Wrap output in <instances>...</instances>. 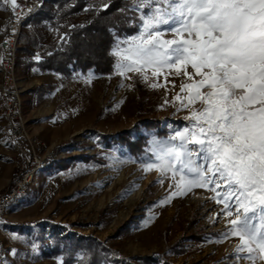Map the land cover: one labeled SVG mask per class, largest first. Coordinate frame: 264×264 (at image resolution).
<instances>
[{
	"label": "rangeland",
	"instance_id": "374dc122",
	"mask_svg": "<svg viewBox=\"0 0 264 264\" xmlns=\"http://www.w3.org/2000/svg\"><path fill=\"white\" fill-rule=\"evenodd\" d=\"M134 11L140 18L147 9ZM8 16L9 7L5 0H0V38ZM27 29L23 26L21 32ZM140 30L139 23L135 34L119 38L124 41L138 36ZM184 37L188 38L186 32ZM163 38L178 39L171 32L163 34ZM191 38L195 39L194 33ZM55 40L54 31H44L43 45ZM131 43H122L120 49H128ZM19 48L15 84L20 88L23 125L34 132V137L62 154L55 164L38 174L36 185L20 203L0 218V238L6 244V253L0 261L63 264L61 255L49 256L52 232L58 228L69 235L96 238L116 251V258L150 256L154 264H234L232 254L242 241L232 235L221 240L219 234L233 227L229 221L236 218L235 207L232 216L217 217L225 202L217 204L215 199H208L214 193L195 187H185L186 195L158 204L176 190L170 185H175L182 173L178 164L175 176L172 170L162 173L153 155L160 150L159 146L150 142L156 138L179 146L178 137L169 139L177 132L182 135L196 132V138L203 139L191 113L202 111L206 106L197 100L183 107L188 102L189 92L181 91V85L201 80L191 65L186 66V71L192 75V80L184 75V68L177 74L175 68L165 67L159 76H152L151 68L144 69L141 65H137L140 72L127 71L121 66L108 74L90 69L94 75L89 80V70L62 75L42 71L38 65L27 67L26 58L37 61L42 50L21 58ZM126 55L129 53L122 51L114 56V65L129 64L131 61L124 59ZM75 73L82 75L74 76ZM144 75L149 79L145 81ZM136 82L143 92L138 91ZM152 84L157 86L152 87ZM3 89L0 74V189L8 185L15 172L14 164L21 159L4 135ZM208 90L205 87L201 91ZM177 94L180 100L174 99ZM141 121L156 125L148 128ZM160 129L165 132L160 134ZM119 133L134 141L132 149L138 150L137 154H132L126 141L118 140ZM189 147L198 145L191 142ZM147 164L153 167L145 171ZM183 175L187 182L189 174ZM236 195L238 193L227 203L236 205ZM240 213L242 217V208ZM146 220L148 223L142 227ZM192 222V228L202 229L198 237H192L193 230L189 229ZM258 223V220L253 221L254 225ZM13 233L17 239L13 238ZM11 249H15L17 255H13ZM76 257H80V253ZM240 264L251 262L243 260Z\"/></svg>",
	"mask_w": 264,
	"mask_h": 264
},
{
	"label": "snow or ice",
	"instance_id": "6c2138e0",
	"mask_svg": "<svg viewBox=\"0 0 264 264\" xmlns=\"http://www.w3.org/2000/svg\"><path fill=\"white\" fill-rule=\"evenodd\" d=\"M129 2L133 10L146 8L147 11L139 18L141 30L138 36L124 41L115 36L110 55L117 56L126 51L129 55L124 59L131 62L113 67L140 72L137 65H141L144 69L151 68L152 76H159L165 67L175 68L177 74L184 68V75L192 80V75L186 71L190 64L201 80L181 85V91L189 92L188 102L183 107L187 108L197 100L206 106L202 111L191 113L203 139H197L196 132L190 135L177 132L169 139L178 137L179 146L156 138L150 142L159 146L160 150L153 155L159 161L157 167L162 173L172 170L175 176L177 164L182 173L180 180L170 185L176 190L158 204H166L174 196L186 195L185 187L211 191L215 195L208 199H215L217 204L225 202L224 209L216 213L217 217L232 216L235 207L236 218L229 221L233 227L219 234L221 240L229 235L240 237L242 243L232 254L234 264L243 260L264 264V0ZM11 3L15 5L16 0ZM108 7L105 3L104 8ZM168 32L176 34L178 39H164L163 34ZM185 32L188 38L184 37ZM193 33L195 39L191 38ZM129 41L133 43L128 49H120L122 43ZM2 59L0 57V61ZM93 75L89 70V80ZM143 79L149 78L144 75ZM205 87L209 90L202 92ZM174 99L181 97L177 94ZM191 142L198 147L190 148ZM152 167L147 164L144 170ZM184 173L189 174L187 182ZM160 183H163L162 178ZM234 193H238L235 196L237 203L231 205L227 201ZM254 220L259 223L254 225ZM147 223L146 220L142 227ZM12 236L18 238L15 233ZM36 247L35 244L32 246L33 251ZM11 253L17 255L15 249H11ZM78 258L83 259L82 256ZM0 264H7V261H0Z\"/></svg>",
	"mask_w": 264,
	"mask_h": 264
},
{
	"label": "trees",
	"instance_id": "16d2710c",
	"mask_svg": "<svg viewBox=\"0 0 264 264\" xmlns=\"http://www.w3.org/2000/svg\"><path fill=\"white\" fill-rule=\"evenodd\" d=\"M109 4L104 8V4ZM89 8L85 12L84 9ZM125 9V11H120ZM140 20L129 0H44L41 8L25 22L26 31L20 33V57L35 55L42 50L38 60L26 58L25 65H38L42 71H53L62 75L93 69L96 73L108 74L114 69L115 58L110 55L115 36H130L137 32ZM31 25V27H29ZM83 25V27H81ZM52 30L56 40L43 45L44 31ZM66 34V35H65ZM51 53V54H49ZM138 91L142 86L136 82ZM153 128L155 122L141 121ZM159 125V124H157ZM136 131H139L136 128ZM164 129L159 133L163 134ZM116 135H113L114 137ZM118 140L128 144L132 154L133 143L129 136L117 134ZM190 224V228H192ZM57 225H55L56 227ZM187 228V227H186ZM192 237H198L201 227L192 228ZM53 246L49 256H62L63 264H154L150 256L116 258L117 252L91 236L69 235L58 228L52 232ZM80 253L83 259L76 255Z\"/></svg>",
	"mask_w": 264,
	"mask_h": 264
},
{
	"label": "built area",
	"instance_id": "2783aa9c",
	"mask_svg": "<svg viewBox=\"0 0 264 264\" xmlns=\"http://www.w3.org/2000/svg\"><path fill=\"white\" fill-rule=\"evenodd\" d=\"M9 16L0 38V74L3 79L2 116L4 135L19 152L21 159L15 162V172L7 186L0 189V218L15 206L36 185L42 170L51 167L62 153L48 147L41 139L31 136L23 125L20 88L15 84L16 52L20 47V33L25 22L41 8L44 0H5ZM32 9V11H29ZM6 253V244L0 238V259Z\"/></svg>",
	"mask_w": 264,
	"mask_h": 264
},
{
	"label": "crops",
	"instance_id": "0c3cea01",
	"mask_svg": "<svg viewBox=\"0 0 264 264\" xmlns=\"http://www.w3.org/2000/svg\"><path fill=\"white\" fill-rule=\"evenodd\" d=\"M18 79L20 80V69H19V74H18ZM26 128V130L28 131V133L31 135V136H35V134H33L34 132L33 131H30L31 129L30 128H28V127H25ZM20 203V202H19ZM18 203V204H19ZM18 204H16V205H18ZM15 205V206H16ZM12 207H14V206H12ZM12 207H10L9 209H11ZM8 209V210H9ZM8 213V212H7Z\"/></svg>",
	"mask_w": 264,
	"mask_h": 264
}]
</instances>
